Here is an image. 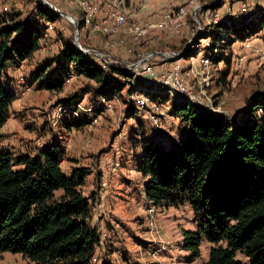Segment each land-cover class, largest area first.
<instances>
[{
    "label": "trees",
    "instance_id": "16d2710c",
    "mask_svg": "<svg viewBox=\"0 0 264 264\" xmlns=\"http://www.w3.org/2000/svg\"><path fill=\"white\" fill-rule=\"evenodd\" d=\"M40 12L46 22L60 18L51 10ZM32 22L30 16L26 26L0 28L4 38L0 44V131L17 99L3 80L7 69L34 56L46 29V22L44 31ZM215 27L210 34L215 42L207 49L213 50L222 40L215 63L230 66L231 54L225 46L231 34L236 39L230 46L258 33L264 28V11ZM14 31L20 37L12 42ZM58 33L63 42L57 54L30 73L38 89L61 92L68 76L76 74L89 83L70 100L90 95L91 105L100 106L102 100L116 98L124 90L122 85L132 84L115 77H127L124 68L103 69L72 39ZM160 100L169 99L160 96ZM257 101L251 113H244L245 121L232 123L221 114L174 100L172 111L182 116L189 132L168 146L148 139L141 144L137 170L147 180L148 200L154 205L192 207L195 230L184 232V247L198 258L206 240L209 250L204 264H244L238 253L248 257L250 264H264V94H258ZM86 124L72 117L66 126ZM65 159L61 140L49 142L36 156L14 158L10 151H0V255L20 254L35 264H95L101 240L91 224L92 199L83 192L84 174L65 173Z\"/></svg>",
    "mask_w": 264,
    "mask_h": 264
},
{
    "label": "rangeland",
    "instance_id": "374dc122",
    "mask_svg": "<svg viewBox=\"0 0 264 264\" xmlns=\"http://www.w3.org/2000/svg\"><path fill=\"white\" fill-rule=\"evenodd\" d=\"M133 1L134 6L136 2L141 4L143 0ZM187 1L160 2L169 3L167 9L170 10ZM197 2L205 14L196 12L200 23L207 26L217 20V23H213V29L220 22H230L233 19L237 21V18L250 16V12L264 11V0H197ZM21 4L28 12L34 10L31 15L32 25L44 31L46 19L40 11L46 12L50 9L36 0H21ZM245 6L251 11L242 12ZM208 9L210 11H207ZM161 16L158 19H161ZM59 19L54 28L57 35L58 26L69 22L67 18ZM187 22L190 27L185 33L188 39H183L185 34L179 36V41L169 40L172 37L166 36L164 39L153 41L149 46L126 39L122 44V50L117 53L118 59L122 62L119 67L136 62L141 55L149 51L172 53L185 48L186 54L195 55L196 50L204 49L208 45L210 36L199 33L197 24L191 16ZM4 23L6 22L0 21V28ZM68 26L69 32L66 36L73 40L74 28L70 24ZM19 37V31H14L10 40L13 42ZM80 38L85 45L92 44L94 47L99 45L98 36L82 33ZM235 39L236 36L232 33L230 41L225 46L227 53L231 54V65L228 66L224 61L214 65L213 82L207 89L208 98L205 99L207 107L213 110L221 109L222 115L232 123L245 121L247 117L244 113H251V109L258 102V94H264V28L246 39L236 40L230 46L231 40ZM3 40V37L0 38V44ZM47 57L50 58L51 55L39 54L8 68L7 74L13 90L17 93L29 85L31 91L12 104L10 116L4 128L2 127L0 151H10L14 158L22 154L36 156L40 148L49 142L61 140L64 143L66 139L71 138V145L65 151L66 159L62 163V168L68 175L73 172L85 175L83 192L92 199L91 224L97 228L101 240L95 253V264H204L209 250V243L206 240L202 242L201 255L198 258H193L191 251L184 247V232L195 230L192 207L188 204L175 207L151 203L145 194L147 180L137 170V162L143 153L141 144L144 140L157 141L168 146L178 143L189 132V127L182 116L173 113L172 101L164 102L166 114L160 115V125L154 126L151 119L144 116L145 112L139 111L130 103L131 85L124 84L122 85L124 90L116 98L102 100L99 106V110L102 111L98 110L92 115L87 112L84 114L85 119L89 121L100 115L97 124L90 125L87 120L86 125L70 129L66 125L72 117L68 115L70 112H66L57 126H51L47 115L51 111V106L63 104L62 98L78 93L89 81L84 77L69 80L63 92L38 89L31 83L30 73ZM196 57L185 58L182 64L187 65ZM173 60L164 55L154 58L158 70L169 66L168 62ZM125 70L128 72L127 77L120 74L115 77L121 83H123L121 80L126 81V78L128 82L134 83L137 80L136 75L129 69ZM89 96L85 95L83 98L84 104L91 103ZM110 104L112 108L109 107ZM116 162H120V166L113 170ZM104 180H107L106 186L102 185ZM238 258L244 264H250V259L245 255L238 253ZM0 264L35 263L24 259L20 254L5 252L0 255Z\"/></svg>",
    "mask_w": 264,
    "mask_h": 264
},
{
    "label": "built area",
    "instance_id": "2783aa9c",
    "mask_svg": "<svg viewBox=\"0 0 264 264\" xmlns=\"http://www.w3.org/2000/svg\"><path fill=\"white\" fill-rule=\"evenodd\" d=\"M47 7L61 18H67L69 22L60 24L59 31L65 33L68 24L74 28L72 42L78 50L93 57L94 61L103 69L120 68L121 61L117 57L121 46L126 39L136 43L149 46L154 40H161L165 35L183 36L190 29L187 19L191 16L197 24V29L202 35L210 36L208 45L204 49L197 50L195 55L188 54L181 59L177 56L180 52H168L169 66L161 69L156 68L154 51L141 55L136 62L122 67L131 70L137 80L131 84L130 103L139 111L145 112L147 118L151 119L154 126L160 125V115L166 114L165 103L161 102L160 96H167L170 101H185L195 108L206 110L212 113L221 114V109H210L205 104L208 98L207 89L213 82L215 58L218 55V47L222 40L216 42L213 50L207 49L215 42L210 35L213 31V23L204 26L200 23L195 12H201V5L197 0H188L185 4L179 5L164 12L159 20H138L135 19L128 9L129 0H36ZM14 8H19L17 0H11ZM11 9L9 4L3 6V12L8 13ZM207 11H210L208 9ZM65 12L68 14L62 15ZM207 17V16H206ZM78 27H76V23ZM56 22L47 21L46 29L40 40L39 54L57 53L62 46V40H51L50 34L54 32ZM91 34L100 37V45L94 47L85 45L81 41V35ZM226 33H223V37ZM193 38L190 39L192 42ZM194 46V45H193ZM193 58L189 64L183 65L182 60ZM220 61L219 63H221ZM76 74H70L68 80L78 78ZM25 82L24 78H22ZM31 91L29 85L16 93L17 99ZM110 108L111 105H109ZM150 109H147V108ZM75 113L71 106L58 105L54 110L49 111L48 119L52 126H57L62 116L66 113ZM77 113V112H76ZM100 115L89 121V124H97ZM71 138L65 142V149L71 145ZM89 145V142H88ZM120 166L116 162L113 170ZM107 185V180L102 182Z\"/></svg>",
    "mask_w": 264,
    "mask_h": 264
},
{
    "label": "crops",
    "instance_id": "0c3cea01",
    "mask_svg": "<svg viewBox=\"0 0 264 264\" xmlns=\"http://www.w3.org/2000/svg\"><path fill=\"white\" fill-rule=\"evenodd\" d=\"M158 1L157 0H143L141 4L139 2H136V4H134V6H133V2L134 1L133 0H129L128 9L130 10L131 14L134 16L135 19H138V20H156V19H158L159 16H161V14H163L164 12L169 11V9H167V6L169 5V3H163V2L161 3L160 2L161 0H158ZM17 2H19V5H20L19 8H14L12 6L13 3L11 2V0H0V21H5L6 22V23H4V25L2 27H4V26H13L14 24H17V23L23 24L24 26L27 25L28 20H29V17L32 15V13H33L34 10H31L30 12H28V9L21 4V0H17ZM5 4H9L11 6V9H10V11L8 13L3 12V10H2L3 9V6ZM249 10L250 9H247V6H245L244 8H242V12H244V13H247V12H250L251 11V10L250 11ZM253 12H250V13L253 14ZM234 18H236V17H234ZM239 19H241V18H239ZM233 20H235V19H233ZM57 21H60V19H58ZM68 28H67V30H66L65 33L62 32L63 37L66 38V39L70 38V37L67 38V36H66L67 35V32H69V29ZM58 31H59V29H58ZM166 36L167 37L169 36V38L172 37V39L170 38L169 40L179 41V39H178L179 36L165 35L164 37L166 38ZM50 37H51V40L52 41H54L55 39H58V40L61 39L60 36L57 35V32L56 31L52 32L50 34ZM183 39H188V35L185 34V36H183ZM154 42H155V40H154ZM93 43H94V45H96L95 42H94V40H93ZM98 44L100 45V40H98ZM89 45H92V44H89ZM120 50H122V46H121V49ZM55 54H57V53H48V55H51V57H53ZM37 55H39V52L38 51L34 54V56H37ZM42 62H40L39 64H37V66H39ZM16 64H18V62H16ZM34 69H32V70H34ZM3 80H4V82H5V84L7 86H10L13 89L12 85L10 84L9 76H8L7 72H6L5 77H4ZM68 82H70V81L67 79L63 91L65 90L66 85H67ZM63 91H61V92H63ZM71 96L72 95H69L68 97L62 98L63 99V101H62L63 104H59V105L71 106L73 108V110L75 111V113H69L68 115L70 117H73L75 119H80V120H83V121H87L88 119H85L84 114H87L88 113V114H91L92 115L93 112H98L97 110H99V106H93V105H91V103L90 104H88V103L87 104L86 103L84 104V102H83L84 99H74V100H70ZM14 103H15V101H14ZM57 106H54V107L51 106V110H54ZM100 111H102V110H99V112ZM4 126H3V128H4ZM51 126H52V124H51ZM3 128L1 129L0 132H2ZM65 142H64V146H65ZM42 147H44V146H42ZM65 151H66V149H65Z\"/></svg>",
    "mask_w": 264,
    "mask_h": 264
},
{
    "label": "water",
    "instance_id": "95a60500",
    "mask_svg": "<svg viewBox=\"0 0 264 264\" xmlns=\"http://www.w3.org/2000/svg\"><path fill=\"white\" fill-rule=\"evenodd\" d=\"M194 14H195V16H197L196 12ZM62 15L68 16V14L65 13V12H63ZM75 23H76V27H78V24H77L76 21H75ZM153 53H154V55H168V56L170 55L168 52H165V51H154ZM187 55L188 54L185 53V48H184L182 51H180V54L177 56V58L181 59V58H183L184 56H187Z\"/></svg>",
    "mask_w": 264,
    "mask_h": 264
}]
</instances>
